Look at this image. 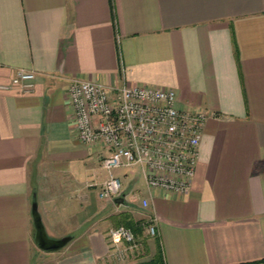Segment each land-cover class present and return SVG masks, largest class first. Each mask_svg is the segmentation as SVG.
Listing matches in <instances>:
<instances>
[{
    "label": "crops",
    "instance_id": "0c3cea01",
    "mask_svg": "<svg viewBox=\"0 0 264 264\" xmlns=\"http://www.w3.org/2000/svg\"><path fill=\"white\" fill-rule=\"evenodd\" d=\"M22 69L30 91L12 84ZM75 77L206 111L187 195L133 167L114 172L123 203L100 197L110 150L77 136ZM35 200L47 236L71 237L61 249L36 242ZM130 221L156 229L137 254L110 237L141 236ZM0 264H264V0H0Z\"/></svg>",
    "mask_w": 264,
    "mask_h": 264
},
{
    "label": "built area",
    "instance_id": "2783aa9c",
    "mask_svg": "<svg viewBox=\"0 0 264 264\" xmlns=\"http://www.w3.org/2000/svg\"><path fill=\"white\" fill-rule=\"evenodd\" d=\"M36 77L35 72L22 69L12 84L30 91ZM67 100L79 140L110 150L102 160V167L108 171L100 192L102 199L114 201L122 195L123 181L114 173L121 168H140L151 191L178 196L191 191L206 111L181 110L173 88L129 83L109 88L78 77L69 82ZM143 204L147 206L148 200ZM147 230L149 235H156L154 226ZM110 237L137 246L134 233L124 226L111 230Z\"/></svg>",
    "mask_w": 264,
    "mask_h": 264
},
{
    "label": "water",
    "instance_id": "95a60500",
    "mask_svg": "<svg viewBox=\"0 0 264 264\" xmlns=\"http://www.w3.org/2000/svg\"><path fill=\"white\" fill-rule=\"evenodd\" d=\"M115 202L121 204L124 202L123 197H117ZM32 214L34 218V224L36 228V242L39 247L45 251H56L64 247L71 237H63L61 239H51L47 236L45 228L38 210V203L35 200L32 204Z\"/></svg>",
    "mask_w": 264,
    "mask_h": 264
},
{
    "label": "rangeland",
    "instance_id": "374dc122",
    "mask_svg": "<svg viewBox=\"0 0 264 264\" xmlns=\"http://www.w3.org/2000/svg\"><path fill=\"white\" fill-rule=\"evenodd\" d=\"M114 172L117 174L119 172V170H114ZM140 235L141 236H139L138 238H135V242H136L137 246H134L132 249H128L129 252L131 251V252H135L137 254V251H142V249L145 248L146 240L149 237L148 232L146 230V227H144V229L140 232ZM120 241H122V240H120ZM121 258H122V260L124 259L122 256H121ZM120 261H121V259H120ZM120 261L118 260L117 263Z\"/></svg>",
    "mask_w": 264,
    "mask_h": 264
},
{
    "label": "trees",
    "instance_id": "16d2710c",
    "mask_svg": "<svg viewBox=\"0 0 264 264\" xmlns=\"http://www.w3.org/2000/svg\"><path fill=\"white\" fill-rule=\"evenodd\" d=\"M128 225H129V227L131 228V229H133L135 232H141L143 229H144V227H145V223H142V222H133V221H130L129 223H128Z\"/></svg>",
    "mask_w": 264,
    "mask_h": 264
}]
</instances>
